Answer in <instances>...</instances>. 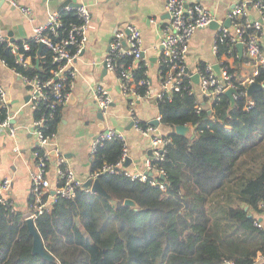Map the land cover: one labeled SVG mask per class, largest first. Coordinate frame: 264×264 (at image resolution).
<instances>
[{
    "label": "trees",
    "instance_id": "trees-1",
    "mask_svg": "<svg viewBox=\"0 0 264 264\" xmlns=\"http://www.w3.org/2000/svg\"><path fill=\"white\" fill-rule=\"evenodd\" d=\"M60 16L65 36L78 18L74 10H62ZM29 42L31 48L24 51L32 57L31 66L17 64L5 42H0V59L10 69L50 75L56 67L51 51L44 47L39 56V45ZM227 49L223 43L220 53ZM236 50L230 73L239 89L233 106L224 94L211 114L206 108L197 111L196 96L188 90L158 101L161 122L173 129L164 159L154 161L165 171V190L150 180L101 172L105 164L119 160L125 145L122 139L104 141L91 157L90 172H98L112 198L83 187L73 198L55 196L51 209L34 220L53 259L33 251L26 220L31 195L28 209L0 205V264H255L258 253L264 254V227L255 225L254 215L264 199V88L249 97L254 105L247 109L240 74L246 57ZM121 61L127 67L131 57ZM147 69L146 62L137 64L136 82L149 79ZM255 80L264 83V72ZM137 89L146 93V86ZM7 111L0 102V120ZM62 114L60 106L44 128L45 135H55ZM178 125L189 126L191 132L177 133ZM127 198L137 205H126ZM96 251L104 262L95 261Z\"/></svg>",
    "mask_w": 264,
    "mask_h": 264
},
{
    "label": "built area",
    "instance_id": "built-area-1",
    "mask_svg": "<svg viewBox=\"0 0 264 264\" xmlns=\"http://www.w3.org/2000/svg\"><path fill=\"white\" fill-rule=\"evenodd\" d=\"M14 2V1H13ZM15 3V2H14ZM251 7L258 13L253 17L248 10L247 2H240L229 13L230 25L219 23L213 41L212 50L217 56V63L220 66V74L214 69L213 63H207L199 68L196 73L190 72L186 63L189 43L195 32L202 28H207L217 20L216 15L201 2L188 0H168L166 11L169 14V21L163 26L160 45L162 47L159 58V71L161 73V86L155 89L149 79H141L136 82L134 68L140 61H144L143 38L140 28L131 22L118 25L113 30L109 50L104 58L107 69L114 73L122 94L128 99V109L134 128L143 136L149 139L151 155L146 159V170L133 173L126 169L124 165L128 157V149L124 145V152L115 164H105L101 172L114 174L124 173L132 180H150L161 189H166L165 171L158 167L155 162L162 161L167 152V146L172 138L169 133L160 130L158 124L149 122L142 126L141 118L137 113V100L142 97L153 96L159 100L170 98L174 92L188 90L190 94L196 96L197 111L203 108L211 109L226 90L238 85L232 80L230 68L234 65V60L238 55V44L242 43L243 51L254 64L252 75L242 82L246 89L241 93L248 98L246 108L250 109L254 101L249 99L248 86L256 82L255 78L264 72V0H251ZM21 11L28 17L33 12L30 7L20 6ZM67 10H74L78 21L70 23V28L65 36H61L62 26L59 11L49 14L43 24L34 27V34L30 38L39 45L45 44L52 54L53 63L56 67L51 70L50 75L41 76L39 73L26 74L16 69H12L30 87L29 103L37 115L34 117V131L37 137L39 149L34 151V168L31 169L30 195L33 198L30 210L26 213L28 218H35L51 209L52 201L56 195L73 198L77 190L83 187L87 192H93L91 187H84L86 180L77 177L75 170L66 162V158L53 143L51 136L45 135L44 128L48 121L54 116L55 110L65 105L68 101L74 84L76 70L73 68L74 61L86 46L89 44L87 29L91 22V11L85 4L68 7ZM22 40L19 45L12 36L0 34V42H5L15 55L17 64L24 67L32 65V57L24 50H29L31 44L29 40ZM226 43L228 49L220 53L221 45ZM42 57V56H41ZM123 57H131V61L126 67ZM36 63L37 67H40ZM147 63V62H146ZM0 64L6 66L0 59ZM199 75V82L196 83L193 75ZM264 87V83H261ZM138 85L146 86V93L141 95ZM93 100L96 102L103 115L107 114L112 103V96L106 86L95 84L91 87ZM237 93L235 94L236 97ZM0 102L2 107H7V92L0 85ZM13 116L7 111L5 119L0 120V128H9L10 135L16 139L17 128L12 124ZM161 122V116L156 118ZM122 139L125 143L124 134L113 128L107 127L102 130L93 140L90 156L95 153L97 146L107 140ZM13 151L21 154V147L18 144L13 146ZM55 151L56 157L52 158L51 152ZM54 162L57 167L58 179L53 187L48 177L50 163ZM165 178H162V177ZM98 177V172L91 178ZM160 177V178H158ZM13 181L10 178L0 179V205L7 208H15L14 200L8 195ZM259 212L255 213V225L264 227V199L259 202ZM261 218V219H260ZM264 263V254L258 253L255 264ZM229 264H234L229 262Z\"/></svg>",
    "mask_w": 264,
    "mask_h": 264
},
{
    "label": "crops",
    "instance_id": "crops-1",
    "mask_svg": "<svg viewBox=\"0 0 264 264\" xmlns=\"http://www.w3.org/2000/svg\"><path fill=\"white\" fill-rule=\"evenodd\" d=\"M15 3H14V2ZM168 0H5L0 5V34H6L15 40H28L34 34V27L46 22L50 13L67 10L72 4H85L91 11V22L87 29L89 44L74 61L76 70L72 94L76 96L73 103L68 101L62 106V118L53 136L56 144L66 158V162L75 170L77 177L88 179L90 172V149L95 137L107 127H113L124 134L125 145L131 163L128 171L139 173L146 170V159L150 156L149 139L143 137L132 122L128 99L122 94L117 78L108 69L103 73L104 58L110 47L113 30L116 26L128 22L136 24L143 38V54L148 66L147 74L155 89L161 86L159 58L162 47L160 40L163 26L169 21L166 11ZM198 1L209 8L219 23L229 19V13L236 4L247 2L250 15L258 16L251 7V0H188ZM20 6L32 9V16H26ZM64 6V7H63ZM216 29L207 27L199 29L192 37L186 57L190 72L196 71L203 64H216L218 59L212 46ZM246 60L241 66L242 81L248 79L254 70V64L243 51ZM104 74V75H103ZM107 87L112 103L104 117V128L97 117L99 110L93 100L91 87L95 84ZM0 85L7 92V108L13 116L12 124L17 128L16 139L10 135L9 128H0V179L13 181L8 195L16 206L29 208L31 169L34 168V151L38 141L34 131V111L26 97L30 96V87L9 67L0 64ZM30 98V97H29ZM87 99V101H86ZM137 113L142 121L152 122L159 115L158 101L153 96L137 100ZM164 133H170L172 127L158 124ZM21 147V154L13 151V146ZM48 177L54 187L57 179V167L50 163ZM26 207V208H25ZM82 231V229L80 228ZM83 232V231H82Z\"/></svg>",
    "mask_w": 264,
    "mask_h": 264
},
{
    "label": "water",
    "instance_id": "water-1",
    "mask_svg": "<svg viewBox=\"0 0 264 264\" xmlns=\"http://www.w3.org/2000/svg\"><path fill=\"white\" fill-rule=\"evenodd\" d=\"M5 0H0V5L4 2ZM73 6H77L78 4H72ZM64 7V6H63ZM62 9L59 10V12H61ZM169 15V14H168ZM226 25H230V19H228L225 23ZM211 28L217 29L219 27V22L217 20L213 21L210 26ZM45 44L43 42L39 43V48H38V55L40 56L43 48H44ZM238 49L240 51V54H243V45L242 43L238 44ZM144 56V54H143ZM37 63L39 64V59L37 60ZM214 69L216 70V72L218 74H220V66L219 64H214ZM107 71V67L106 64H103V73H105ZM104 75V74H103ZM193 79L196 83L199 82V75L198 74H194L193 75ZM264 88L263 85L261 83L258 82H253L248 86V95L249 97L254 93V91H256L257 89H262ZM238 92V90L234 87H230L226 90L225 95H227L230 100H231V104L232 106L235 104V94ZM30 96H27L26 99L28 100ZM76 99V96L74 94L71 95L70 99H69V103H73L74 100ZM212 113V110L209 109V114ZM97 117L99 118V120L102 122L101 124V128H104V115L103 112L101 110L97 111ZM12 122V121H11ZM152 123L155 124H159L160 122L155 119L154 121H152ZM133 125V122L130 123V126ZM175 131L179 134H188L191 132V128L187 125H178L175 127ZM193 137V136H192ZM150 155H151V151H150ZM51 156L53 159H55L56 154L55 151L51 152ZM131 163V158L128 156L126 158V161L124 163V165L127 167L129 166V164ZM162 178H165L164 176ZM84 187H91L93 192L99 193L107 198H112V196L104 189V187L102 186L99 177H96L95 179L89 177L88 179H86V181L84 182ZM126 205H130V206H136L137 203L130 198H127L124 202ZM248 207L246 206V209ZM251 216V215H250ZM261 219V218H260ZM27 224H28V228L30 231V234L33 236V251L35 253H39L42 256L49 258V259H53L54 257L50 254H48L45 251V246H44V242L43 239L39 233V231L37 230L34 220L32 218H28L27 219Z\"/></svg>",
    "mask_w": 264,
    "mask_h": 264
},
{
    "label": "rangeland",
    "instance_id": "rangeland-1",
    "mask_svg": "<svg viewBox=\"0 0 264 264\" xmlns=\"http://www.w3.org/2000/svg\"><path fill=\"white\" fill-rule=\"evenodd\" d=\"M86 101H87V99H86ZM26 208V207H25ZM94 255L96 256L95 257V261L96 262H104V260L102 259V255L98 252V251H96V252H94Z\"/></svg>",
    "mask_w": 264,
    "mask_h": 264
}]
</instances>
